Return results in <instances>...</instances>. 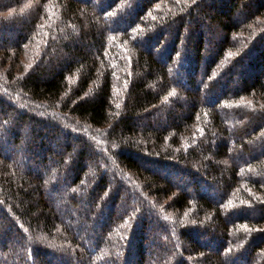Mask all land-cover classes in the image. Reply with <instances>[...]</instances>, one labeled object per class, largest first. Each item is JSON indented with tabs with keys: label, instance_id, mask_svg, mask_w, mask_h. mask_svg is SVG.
<instances>
[{
	"label": "trees",
	"instance_id": "trees-1",
	"mask_svg": "<svg viewBox=\"0 0 264 264\" xmlns=\"http://www.w3.org/2000/svg\"><path fill=\"white\" fill-rule=\"evenodd\" d=\"M0 264H264V0H0Z\"/></svg>",
	"mask_w": 264,
	"mask_h": 264
}]
</instances>
